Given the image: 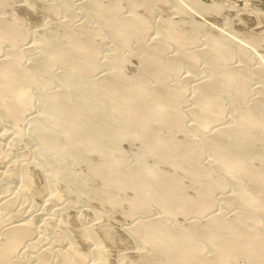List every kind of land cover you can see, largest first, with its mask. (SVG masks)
<instances>
[{
    "label": "bare ground",
    "instance_id": "6f19581e",
    "mask_svg": "<svg viewBox=\"0 0 264 264\" xmlns=\"http://www.w3.org/2000/svg\"><path fill=\"white\" fill-rule=\"evenodd\" d=\"M8 1L0 0L1 8L2 6L7 7ZM157 1L159 0H145L143 2L148 9L152 2L157 4ZM122 2V0H111L108 3H104L101 0L86 1L83 5L87 13L85 14L89 15L90 18H93L94 14L99 15L100 23H102L100 27L91 28V25L89 26V23H86L76 28L78 30L74 29L75 32H70L68 30L70 27L63 26L65 28V37L62 41L56 40L60 34H58V38H56L57 36L55 37L56 39L52 37H39V45H37L42 50L41 55L32 56L33 58H29L31 61L26 64L24 61L27 57L25 58V52L22 53L19 45L21 46L22 43L26 44L28 42L26 39L29 38L28 35L30 34L27 33L28 29L26 31L27 27L24 26L26 27L24 28L22 26L24 24L20 23V19L19 24L15 19L13 21L5 18L4 13V15L0 14L1 118L4 117L17 123L19 120H23L28 108L32 107L35 97L33 96L34 92H32V88L38 86L48 88L49 90L50 85L54 81H57L60 90L55 91L51 89L52 92L48 90V92H41L43 101V106L41 105L43 108L41 111L42 115L40 113L41 116L37 117L35 115L36 118L33 117L35 119V133L43 148L45 146L51 147L54 153L62 159L67 153L71 155L78 149H81L82 152L84 151L86 156L88 155L86 154L87 151L99 153V158L101 157L102 160L98 163H90L91 173L93 176L101 177L106 188L105 191H108V193L105 192V201L107 200V204L114 207L117 204H121V199L118 197H121V195L117 193V196H113L109 191L119 189V191L124 190L125 193L126 189L134 188L133 191L135 190L136 195L133 198L131 197L133 207L130 205L129 200H127L129 196L127 195V197L126 194L124 196L127 197L126 202H129L130 209L132 207L136 212L150 210L149 205L152 206L150 203L153 202V204L156 203L162 208L163 217H175L181 213L183 215L198 213L208 217L207 224L204 227L202 226L203 228L201 227L202 230L200 231L195 230L193 227L189 228L188 224H185L186 226L172 223L163 224L162 220L158 219L157 216L153 219L147 216L148 220L138 221L139 223L132 228L133 233L140 235L142 241L148 245L150 244L157 252L156 258H152L149 262L150 264H233L235 261L231 263L233 255H239L243 259L245 257L246 261L251 264H264V227L259 222L261 220L259 219V214L264 212V147L261 145V141L264 139V96L254 98L253 105L251 104L250 106L237 104L239 100L245 99L252 93L251 88H248V80L251 82L248 66L252 62V58L248 54L249 48H246L247 51L245 50L246 52H244L242 64L229 66L227 63L233 60V56L237 55L240 51L238 50L240 49L239 43L235 44L239 39L234 43L232 42L233 38L231 41V38L209 37L204 54L210 60V71L213 77L196 84L195 100L197 105L191 111V114L196 115L198 125L195 129L200 133V137L190 139L188 138L189 135L187 139L180 140L179 137H176V132L174 134L177 140H175L173 136H165L167 133L163 134L161 129L169 132L172 130V133L175 129L182 130L184 134L190 132L186 131V122L184 121V118H187V112L185 110L184 113L180 109L183 106L181 104L187 102L186 98L188 94L186 95V85L184 87L183 83L169 82L172 75L178 76L177 71L181 67L183 68V65L180 62L177 63L175 60H172V58L171 60L169 57L166 59L167 56H165V59L164 57L162 59V53L169 45L172 43L174 45L175 43L179 46L180 53L192 61L193 70L195 72L199 71L196 66L197 63L200 64L198 59L200 53L198 50V52L191 51L189 46L193 43H198L199 30L203 29L205 25L199 26V23L198 25L196 23L193 25V29L187 32L177 27L175 20L178 18L162 21L158 28V35L160 34V36L158 39L154 37L155 43L145 48L144 45L146 46V44H142L144 50L143 52L140 51L143 54L139 53L142 55L140 65L134 62L140 66L139 71L137 70L138 74H125L123 71L125 62L123 63L122 56L118 53L115 54L113 51L114 54L110 52V55L102 56L106 59L105 62L109 64L111 69H109V72L105 71L104 73L99 68L103 64L101 63L103 60L99 58L100 53L103 55L101 47H99L101 40L100 42L98 40L99 43L96 40L97 36L101 38L103 33L105 35V32L100 31V29L102 30L103 28L110 36L112 35L117 49L121 50L128 44L129 40L132 43L133 40L131 38L135 36L140 38V41L142 39L147 40L146 37L144 39V36L149 31L151 32L150 28L153 25L152 20L149 23L151 14L148 17V21L147 16L138 14L134 6L131 10L133 15L126 16L125 18L122 17L123 15H119L122 13V7H124V5L122 6ZM186 3L189 2L186 1ZM191 3L192 1L189 4ZM177 4L179 5V3ZM193 4H195L192 5L195 9V11L193 10L194 13L204 14L214 12L220 14L222 12L221 4L209 5L205 2H198V0H195ZM181 6H184V3ZM69 8L71 9L72 7ZM152 8L154 7L152 6ZM124 11L123 9L122 14H124ZM260 12L258 13L256 10V13L260 14ZM76 16H79V14ZM259 18H262L263 21L262 19L260 21L264 22V12L259 15ZM104 35L102 36V41L105 38ZM150 40L152 41L153 39L151 38ZM242 40L244 39L242 38ZM136 41H139V39ZM246 42L255 45V47L258 45L264 46V33L249 36ZM4 44H8L11 49L9 51L5 49L6 51L4 52L3 49L5 47L2 48ZM130 46L132 48L133 45ZM259 46L258 48L262 47ZM26 48L29 49L31 47ZM27 49L26 51H28ZM33 50L32 52L29 50V54L30 52L31 54L34 53ZM125 50L122 52L127 53ZM26 54L28 55V53ZM105 62L104 64H106ZM56 66H58V69L65 70V73L60 72V74L54 75L53 68ZM260 67L257 73L263 71ZM55 72L57 74V71ZM97 73H100V75ZM149 79H153L154 81L152 82H155L156 85L151 86ZM73 85L76 86L75 89L71 88ZM231 90L240 94L239 99L235 100V102L237 101L235 103L236 112L234 117L232 115L233 119L230 117L231 122L228 125L224 124L221 126L222 121L220 119L222 120L225 111L227 112L226 106H224L225 103L223 102L225 101L224 97ZM35 95L37 96V94ZM33 105L35 108V104ZM213 123L216 124L213 125ZM209 128L212 132L207 134ZM120 130H122L121 133ZM137 134H141L145 140V143L141 142L142 145L143 143L145 144L143 146L144 150L139 155L137 165L134 163L136 166L131 167V165V168H127L128 165L127 167L122 165L124 151L122 153L120 149L122 146L119 145L118 139L130 136L134 138ZM209 148L213 159L208 166H202L203 164L200 162L202 156H205L203 152ZM72 151L73 153H71ZM148 154H150L149 156H157L159 160L157 159L156 163L158 162V164L168 162V164L174 165V170L176 169V171L177 168L187 170L188 172H186L189 173L190 180L193 182L192 184L195 185L194 194L188 192V188H191L190 183H188L189 185L186 183V186L182 182L184 179L182 180L181 177L185 178V176H177L181 174H178L176 171L177 174L174 173L176 176H170L171 174L169 173L171 171L169 168L170 172L167 171V175H169L165 176L166 173L164 172L165 175L162 176L161 171L163 170L160 171L159 166H153L149 163L151 161L147 159ZM86 158L91 157L88 155ZM128 163L123 164L126 165ZM211 168H214V170L218 169L220 172L222 171L224 177H227L236 184V194L233 197L229 196L225 199L227 205L235 201L237 203L235 205L241 207V210L234 212L233 215L223 216L222 213L221 215L219 211H216L217 208H213L219 198L215 196L216 190H219L218 188H222V190L224 187L226 188L227 181H224V178L222 179L223 176L220 173L218 174L222 176L221 179L216 178L217 173H212L215 171H212ZM8 172L11 171L8 169ZM51 172L53 180L50 183L53 185V183L56 184L55 179H57V175L54 176V171ZM66 172L62 167L58 166V174L64 177L67 175ZM25 175L29 174L26 172ZM30 178L26 177L24 179L23 189H28L29 186H32V178ZM72 179L74 180L75 177ZM101 185L103 186V184ZM41 189L43 190L44 188H39V190ZM111 193L113 194L112 191ZM54 196L59 197L53 193L50 199H53ZM14 198H17V196L15 195L12 198L6 195L4 197L3 195L0 200L3 203H11ZM121 198L124 201V198ZM226 204H224V207L227 206ZM131 210L130 212H132ZM126 216L130 218L128 214ZM27 218V216H24L20 221H7L5 223H2V220L0 221V264H19V257L18 260L14 258L15 253L21 252L25 246L32 247L35 245L34 241H29L34 230L30 222L33 220ZM170 221L172 222L171 219ZM97 248L102 252V248L99 245H97ZM208 248L211 249L210 253L207 251ZM71 253H67L63 264H74L76 260L82 263L88 260L86 258L87 255L82 252L76 251L75 254ZM36 254L38 264H50L53 257L51 249H44ZM102 256L99 260L95 262L93 260L90 264H106V258Z\"/></svg>",
    "mask_w": 264,
    "mask_h": 264
},
{
    "label": "rangeland",
    "instance_id": "374dc122",
    "mask_svg": "<svg viewBox=\"0 0 264 264\" xmlns=\"http://www.w3.org/2000/svg\"><path fill=\"white\" fill-rule=\"evenodd\" d=\"M86 1L88 0H73V1L71 0L69 1L68 0H65V1L64 0H57V1L56 0H45V1L44 0H9L7 7L2 6L1 8L0 6L1 15L4 13L6 15L5 16L3 14L5 18L9 20H13V21L16 20L18 23L21 21L20 23L24 24L22 26L27 27V28L24 27L26 28V31L28 29L27 33L30 34L28 35L29 38L26 39L28 42L25 41L26 44L22 43L21 46L19 45L20 48L18 47L19 49H21L22 53L25 52L24 56L25 58L27 57L25 61L23 60L25 64L31 61L29 58H33L32 56H35V55L37 56V54L38 56L41 55L42 50L39 49V46H38L39 37L55 38L57 36L56 38H58L59 36L58 34H60L59 38L58 39L55 38V39L58 41H62V39L64 40V37H65L64 27H68V28L70 27V29H68L70 32H75V30H78L76 28H79L80 25L86 24V23H89V26L91 25L90 26L91 28L93 27L95 28L96 26L97 28L100 27L102 23H100L101 21L99 20V15L94 14L93 18L92 17L90 18L89 15H86L87 13L83 6L86 3ZM101 1H103L104 3H108L111 0H101ZM122 1H123L122 6L124 5L125 7V8L124 7L122 8L125 11H124V14H122L123 9L121 8L122 13H120L119 15H123L122 17L124 18L126 16L133 15V13H131L132 12L131 10L134 7H135V11L138 14H144V16L146 15L147 17L146 16L145 17L147 19L149 15L151 14L150 17L152 18L149 17L150 21L148 19L149 23L153 21L152 22L153 25L150 24L151 32L149 31L148 33V34L150 33L151 34L150 35L147 34L144 36V39L145 37L147 38V40L145 39L147 42L141 38L143 40L142 42V40L140 41V38H137L135 36L136 38L135 37L131 38L133 40L132 43L129 40L128 44L125 45L121 50H119L116 47V44H115V41L112 35L110 36V34H108L105 31V29L103 28L102 30L100 29V31L105 32V35L108 34L107 36H105L103 33L104 37L106 38V39L104 38L103 40L104 42L102 41L103 35L101 36V38L100 36H97L98 39L96 37L97 42L98 40L99 42L101 40V43H102L101 44L98 42L100 44L99 47H101V52L103 53V55H101V53L99 55V58L103 60L101 62V60L99 59L100 62L103 63L99 68L103 70L104 73L105 71L109 72L111 69L109 67V64L105 62L106 59L102 56L107 55V54L110 55L111 53L114 52L115 54L116 53L120 54L124 60L123 63L124 62L126 63V64L124 63L123 65V71L125 72V74L127 75L138 74L139 72H137V70L139 71L140 66L136 64L138 63L140 65V62H141L140 60L142 57L141 54H143L141 52H143L145 47H148L149 45L151 46V44L155 43L154 40L156 37H157L156 39H158V37L160 36V34L158 35L159 33L158 28L161 25L162 21H165L167 19L175 20V18H178L175 20L177 23V27L184 31L186 30L187 32L192 30L193 25H195L196 23L197 25L199 23V26H201L202 24L205 25V26L202 25L204 26V28L203 29L201 28L199 30L200 35L198 34L199 35V40L197 41L198 43H193L189 46L191 51L198 50L200 53L199 55L201 57L199 56L198 58L200 61V64L197 63V66L200 65L199 67H201V64H202V67H201L202 69L201 68L199 69V67L196 66V68H198L199 71L195 72L193 70L192 61L180 53V50L178 49L179 46H177V44L175 43L174 45L173 43L171 44L173 46L172 48H171V45H169V47H167L166 50L163 51L164 54L162 53V57H161L162 59L163 57L165 59V56H167L166 59L169 57V59L171 60L172 58V60H175L177 63L180 62L183 65V68L181 67L182 71L181 69L179 70L180 72L177 71L178 76H175V74L172 75L171 77L173 78V80L170 77L169 82L170 83L180 82V83H183L184 87L186 85V87L188 88L187 90V88L185 87L186 95L188 94V97L186 96L187 97L186 100L187 102L190 100L189 103L183 102L181 104L184 107L183 106L181 107L179 105L181 107L180 109L182 110V112L185 113V110L187 112L186 113L187 116L184 114V116L187 117V118H184L185 119L184 121L186 122L185 123L186 128H187L186 131L187 132L190 131L188 132L189 134L186 132H185L186 134H184V132L179 129L177 130L175 129V131L173 130V133H172V130L169 132L165 129H161V132L163 134L169 133V135L165 134V136H171V137L173 136L175 139L174 133L177 132L176 137H179L180 140L184 138L187 139L189 135L191 136V137L190 136L188 137L190 139H193V137L194 139L198 138V136L200 137V133L195 129V127L198 125L196 115L194 116L193 113L191 114V111L193 108H196V105H197V102L195 100L196 84L207 81L208 79H211L213 77L210 71V60H208L207 56H205L204 54V51L207 48V40L211 36H215V37L217 36L218 38L224 37L227 39L231 38L230 39L231 41L233 38L232 42L234 43L237 39H239L238 42L236 41L235 44L239 43L240 49L238 50L240 51L237 53V55L233 56L232 58L233 60H230L229 63H227L229 66H237L239 64H242V62L244 61V58H243L244 52L247 51L246 48L247 49L249 48L248 54L252 58L251 60L252 62L250 63V66H248L249 70L251 71V72L249 71V79H251V82L250 80H248V88L249 87L251 88L249 89L252 90L251 91L252 93L249 91L251 94H249V96L245 98L247 100L243 99V100H239L238 102L236 101L237 104L239 103L241 104V106L242 105L250 106L252 102H254L253 100L254 98L256 99V97L258 98V97L264 96V90H263L264 89V79L262 80V77L264 78V69H263L264 68V49H263L264 46L260 45L263 47L262 48L258 45L260 47L258 48V46L255 47V45H252L246 42L249 36L260 35V33H264V22H262L263 21L262 18H259V15L263 14L264 12V0H198V2H202V3L205 2L206 4H209V5L221 4L222 12H220V14L219 13L216 14L214 12L212 13L209 12V13H204V14L194 13L195 9H194V6L192 5H195L193 4L195 0L194 1L191 0L192 1L191 4H189L191 2L190 0H182V1L180 0H176V1L175 0H164V1L159 0L157 1L158 2L157 4L154 3L155 1L152 2V4L149 5L148 9L145 7L144 2H143L145 0H126V1L122 0ZM186 1L189 3H186ZM70 2H71V5H70ZM182 2L184 3V6H181L183 5ZM177 3H179V5ZM67 5L68 7H72V8L68 9ZM152 6L155 9L152 8ZM190 8L192 11L190 10ZM151 9H152V12H151ZM188 9L190 10V12ZM256 10L258 11V13L261 11L260 14L256 13ZM78 14L79 16H76ZM260 19H262V21H260ZM65 24L68 26H66ZM69 25L71 26L73 25V26L71 27ZM151 38L153 39L152 41L150 40ZM242 38L244 40H242ZM138 39L141 43L139 41L135 42V40H138ZM143 43L146 44V46ZM142 44L144 45V48ZM36 45L38 48L36 47ZM130 45H133L132 48H130L131 47ZM3 47H5L3 49L4 52L6 50L9 51V49H11V47L8 44H4L2 48ZM26 47H31V48L27 49ZM124 48L125 49L128 48V49L125 50ZM26 49L28 51L30 50L31 52L33 49L35 50H33L34 53L31 54L30 52L29 54V52L26 51ZM123 49L127 53L122 52L124 51ZM190 49H189V52H190ZM26 53H28V55ZM132 55H134L135 57ZM128 58H130L131 60ZM126 59L130 61L128 62V60ZM104 62L106 64H104ZM256 66H259V67L261 66L260 69L263 70L262 71L263 73L262 72L260 73H262L263 76L260 75V73H257V71H259L258 69L259 67H256ZM103 67H106V68H103ZM55 68L57 69L54 70ZM55 68H53L54 75H58V73L60 74V72L65 73V70L60 69V68L58 69V66H56ZM55 71H57V74ZM130 71H132L133 73ZM97 74L100 75V73H97ZM97 74L96 76H98ZM152 81L154 80L149 79V84L151 86H155L156 83ZM54 82L50 85L51 87L49 90L48 88H42L38 86H34L33 88L35 89L32 88V92H34L33 96H35L33 99V104H35V108L33 107L34 105L32 104L33 108L32 107L28 108L27 114H25V118H23V120L21 119L22 121L19 120V122L17 123L7 118H4V117L1 118L2 115H0V120H1L0 121V195L2 196L4 195V197L6 195L12 198L15 197V195L17 196V198H14L12 200L13 202L11 203L10 202L3 203V201L0 200V203L3 204V205L2 204L0 205V217H1L0 221L2 220V223H5L7 221H16V220L20 221L22 220L24 216H27L28 217L27 219L29 220L30 219L33 220L30 222L32 223V226L34 229L33 234H32V236L33 235L34 236L33 237L31 236L32 240L30 237L29 241L30 242L34 241L35 245L32 247L25 246L21 252L15 253L14 258L18 260V257H19V260H18L19 264H38L36 253H39V251L44 250V249H51V252L53 253V257L51 260L52 263L50 262V264H63V261L65 257L67 256V253L72 252L71 254H75L76 251L82 252L85 255H87L86 258L88 260L84 261L85 264H90V262H92L93 260H94L93 262H95L96 260H99L103 254H104L103 255L104 257L103 256L102 257L106 258V260L104 259L106 261V264H150L149 263L150 260L152 258L153 259L156 258L157 252L155 248L150 246V244L148 245L144 243L140 235L133 233L132 228L139 223L138 221L140 222L146 221L145 219L148 220L149 216H150L149 217L150 219H153L155 218V216H157L158 219L162 220L163 224L172 223V224H179V225L182 224L183 226H186L185 224H188L189 228L193 227L197 231L202 230V228L208 222V217L204 216V214L195 213L193 215V213H190L191 215L185 214L186 215L185 216L181 213L179 215H176L175 217L174 216L173 217H166V216L163 217L162 208L158 206L156 203L153 204V202L150 203L152 204V206L148 204L150 206V210L148 211H145V212L141 211L142 213L139 211L137 212L134 211L132 209L133 204L131 203V199L136 195V192H134L135 190L133 191L134 188L126 189L125 193H124V190L119 191V189H116L114 191L111 190L113 194L111 193V191H109V193L113 196H115L117 193L120 194L121 197L124 198V201L120 196H118L121 199V202H120L121 204H117L116 205L117 207L107 204L106 202L107 200L105 201V197H104L106 196L105 195L106 188L104 187V183L102 182L101 177L98 178L97 176H93V174L91 173V169H90V163L91 164L98 163L100 160H102L101 157L99 158L100 156L99 153L97 152L95 153V151H92V152L87 151L86 154H88L91 158H86L88 157V155L86 156L84 151L82 152L81 149H78V150H75L74 152L75 155H73L74 153L72 151L71 153L73 154L68 155L69 153H67L62 159L60 156L58 157L54 153V150L51 147L45 146V148H43L42 143H40L39 138L36 136V133H35L36 129H35V122H34L35 119L34 118H36L35 115H37V117L42 115L41 111L43 110L42 108L43 101H42L41 94L44 92H48V91L52 92V90H55V91H58V89L60 90V86L57 83V81H54ZM71 88L75 89L76 86L73 85L71 86ZM232 91L233 90L230 91L231 94L229 91H228L229 93L225 94V96L227 95L226 96L227 99L226 97H224L225 101L223 102L225 103L224 106H226L227 112L225 111L222 120L220 119V121H222L221 126H223L224 124L228 125V123L231 122L230 120L232 118V115L234 117L235 112H236L235 100L239 99L240 94L239 92L235 93L234 91L233 92ZM35 94H37V96ZM240 101L241 102L243 101V102L241 103ZM188 113L190 114L188 115ZM217 123L220 124L219 122ZM214 124L216 123H213V125ZM208 130L209 131L207 134L212 132L210 128ZM121 132L122 130H120V133ZM170 133L172 134L170 135ZM262 140L263 141H261V145L262 147H264V139ZM118 141H119V145L122 146L120 148L122 153L124 151V154L122 155L124 157V160H122L123 161L122 165L125 167H127L128 165L127 168H129L131 165H132L131 167L136 166L139 155L141 154L142 150H144L143 146L145 145L144 144L145 140L142 138L141 134H137V136L136 137L134 136V138L131 136L127 138L123 137V138L118 139ZM141 142H144L143 145ZM125 153H128V154L125 155ZM203 153L205 154V156L204 157L202 156L203 159L201 158L200 163L203 164L202 166H205V165L208 166L209 163L213 159L210 148L205 149V152ZM149 155L150 154L147 155L148 161H151L149 163L152 164L153 166L154 165L159 166L160 171L163 170L161 171L162 176H164L165 173H166L165 176H168L169 174H171L170 176L172 175L176 176L177 173L181 174V175H177L179 177L185 176V178L181 177L182 180L184 179L182 182L186 186L188 183H190L191 188L188 186L189 187L188 192L190 194H194L195 185L192 184L193 182L190 180L189 173H187L188 172L187 170H182V168L180 169L177 168V171H176V169L174 170V165H171V163L168 164V162L158 164V162L156 163V161L157 159L159 160V158L154 155H151L152 157ZM46 163L48 167L50 166L49 168L47 167ZM64 163H65V166H64ZM123 163H128V164L124 165ZM58 166L62 167L65 172L68 170V172H66L67 175L64 176L65 178L63 177V175L58 174ZM53 168L54 170H52ZM168 168L171 172L168 170ZM8 169L11 172H8ZM211 169L212 171H215V172L211 171L212 173L214 174L220 173V175L223 176L222 177L219 174L218 175L216 174L217 176L216 178L221 179L222 177V179L224 178V181L225 180L227 181L226 188L225 187L223 188L224 191L222 190V188H218L221 191L216 190L215 196L216 198L217 197L219 198H218V202L213 208H217L216 211H219L220 214L222 213L223 216L227 217L229 215H233L234 212H238L239 210H241V207L239 205H235L237 204L235 203V201L227 205L225 199L226 197H229V196L233 197L236 194L235 193L236 184H234L227 177H224V174L222 171L220 172L217 169L218 172H216L217 171L216 169L215 170L214 168H211ZM51 171H54V176L57 175L56 177L57 179H55L56 184L53 183V185H51L50 183L53 180ZM167 171L170 172L168 175H167L168 173ZM26 172L29 175H25ZM184 173H187L188 176L187 174H184ZM26 177L32 178L31 180L32 186H29L30 188L28 187V189L27 188L23 189L24 179ZM73 177H75L74 180L72 179ZM186 177L188 178L186 179ZM188 179L190 182L188 181ZM101 184H103V186ZM39 188H44V189L39 190ZM53 193H55L59 197L57 198L56 196H54L53 199H50ZM106 193H108V191ZM125 194L126 196L128 195L129 197L127 196L128 197L127 198L126 196H124ZM2 196H0V198ZM126 198L131 203L130 205L132 206L131 207L132 210L129 207L130 206L128 204L129 202H126L127 201ZM224 204H226L227 206L224 207L225 206ZM129 209L132 212H130ZM127 214L130 215V218L129 216H126ZM144 214H147V215H144ZM259 215H260L259 219H261L263 222L262 223L261 220H259L260 225L262 224V226L264 227V212H262ZM170 219L172 220V222L170 221ZM40 241H41V245H40ZM97 245H99V247L102 248L101 249L102 252L99 251V249L97 248ZM32 248L35 250H33ZM207 251L208 253H210L211 249L208 248ZM232 258L233 260L231 259V263L235 260L233 264H251L248 261H246L245 257L243 259L239 255H233ZM84 262L81 263L76 260L74 264H84Z\"/></svg>",
    "mask_w": 264,
    "mask_h": 264
}]
</instances>
